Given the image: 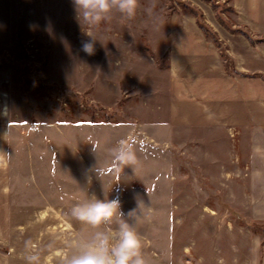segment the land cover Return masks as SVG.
Listing matches in <instances>:
<instances>
[{
  "label": "rangeland",
  "instance_id": "374dc122",
  "mask_svg": "<svg viewBox=\"0 0 264 264\" xmlns=\"http://www.w3.org/2000/svg\"><path fill=\"white\" fill-rule=\"evenodd\" d=\"M0 14V264H64L97 230L70 216L93 195L134 211L146 264H258L264 0H138L95 25L73 0H0ZM122 143L135 165H117Z\"/></svg>",
  "mask_w": 264,
  "mask_h": 264
},
{
  "label": "clouds",
  "instance_id": "9594fccd",
  "mask_svg": "<svg viewBox=\"0 0 264 264\" xmlns=\"http://www.w3.org/2000/svg\"><path fill=\"white\" fill-rule=\"evenodd\" d=\"M82 18L90 24H99L108 19L115 10L126 18H132L138 8V0H73ZM50 23V22H49ZM31 27V26H30ZM88 55L95 54L94 41L82 44ZM117 165H135L137 158L130 146L121 144L114 153ZM10 155L0 151V163ZM127 216L121 210L119 198L111 200L89 196L71 208L70 216L92 229L94 232H79L71 244L70 255L64 264H146L142 254L141 237ZM28 264H40L39 254L26 257Z\"/></svg>",
  "mask_w": 264,
  "mask_h": 264
},
{
  "label": "crops",
  "instance_id": "0c3cea01",
  "mask_svg": "<svg viewBox=\"0 0 264 264\" xmlns=\"http://www.w3.org/2000/svg\"><path fill=\"white\" fill-rule=\"evenodd\" d=\"M242 73H245V72H242ZM20 126L23 127L19 130V133H18V137L21 139V141H23L24 139H28L27 137H29L31 134H34L36 132L35 129H32L31 122L26 123L25 125L20 124ZM22 144H23V142H22ZM20 150H21V153H24L27 155L24 163L29 165V166L31 164V166L34 167L36 157L32 155V153L30 151V147L23 145L22 147H20ZM20 185L23 186V191H24V192H20V194L25 196L26 201H28V202L32 201L35 197L34 187L32 189L33 185L31 183H20ZM32 196H33V198L31 199ZM35 200H36V198H35ZM260 245L262 246V248H261L262 253L260 255V259H259L258 264H264V241H260Z\"/></svg>",
  "mask_w": 264,
  "mask_h": 264
},
{
  "label": "bare ground",
  "instance_id": "6f19581e",
  "mask_svg": "<svg viewBox=\"0 0 264 264\" xmlns=\"http://www.w3.org/2000/svg\"><path fill=\"white\" fill-rule=\"evenodd\" d=\"M208 21L209 22H211L212 23V21H211V19L208 17ZM213 26V25H212ZM213 28H215L214 26H213ZM192 33H195L194 31H191ZM235 59H236V70L237 71H239V72H249L250 70H247L243 65H242V59L239 57V56H237V55H235ZM220 84V80H214L213 82H212V84H211V86H212V88L214 89V88H216L218 85ZM223 93H224V91H222V90H219V91H217V94L215 95V94H213V98H214V100H219L220 98H222L223 97ZM230 110H231V108H226V112H230ZM210 116L211 115H213V114H209ZM205 211L207 210V209H204ZM52 211V210H51ZM209 211V210H208ZM210 212V214H212L213 212L212 211H209ZM43 216V215H42ZM65 229H68V226H66V227H63L62 228V230H65ZM187 250H188V248H186L185 249V253L187 252Z\"/></svg>",
  "mask_w": 264,
  "mask_h": 264
}]
</instances>
